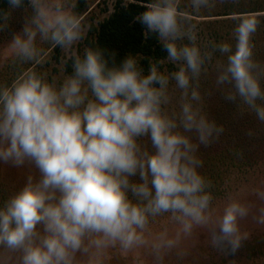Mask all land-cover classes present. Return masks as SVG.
<instances>
[{
    "label": "clouds",
    "instance_id": "clouds-1",
    "mask_svg": "<svg viewBox=\"0 0 264 264\" xmlns=\"http://www.w3.org/2000/svg\"><path fill=\"white\" fill-rule=\"evenodd\" d=\"M23 2L8 0L11 8ZM28 2L33 14L10 42L16 60L39 63L38 37L61 49L82 39L81 22L64 0ZM191 3L198 10L208 0ZM136 19L157 35L178 70L161 71L165 61H157L145 74L132 55L117 64L115 53L88 46L71 58V73L62 80L32 70L0 86V163L32 169L0 204L5 260L76 264L79 255L91 264L110 247L127 251L145 243L150 221L166 213L186 235L211 224L213 247L235 253L248 239L241 230L247 205L231 201L213 219L210 182L198 171L203 162L197 153L223 126L197 107L201 91L194 82L219 52L227 57L216 69L217 86H230L225 99H239L264 121V66L253 59L250 44L255 21L237 27L233 51L227 42L202 49L178 0H152ZM173 84L180 103L170 114ZM257 222H264V210ZM175 243L161 237L154 248L159 254Z\"/></svg>",
    "mask_w": 264,
    "mask_h": 264
},
{
    "label": "rangeland",
    "instance_id": "rangeland-1",
    "mask_svg": "<svg viewBox=\"0 0 264 264\" xmlns=\"http://www.w3.org/2000/svg\"><path fill=\"white\" fill-rule=\"evenodd\" d=\"M65 6L75 14L82 28V39L70 49H61L37 38L41 50L39 63L23 64L15 59L10 42L14 34H21L33 12L28 0L19 8H9L7 18L0 14V86H10L24 71H37L49 79L62 80L65 62L80 55L85 50L84 40L92 25L98 26L114 10L116 0H64ZM251 0H208L207 6L198 10L191 0H178V10L186 23L194 24L197 44L202 48L212 43L227 42L235 50L236 29L242 23V15L225 14L250 10ZM187 43V41H183ZM227 57L219 52L200 79L194 82L201 91L197 107L210 120L223 126V133L209 147L200 146L198 157L203 166L198 171L210 182L208 191L212 194L211 211L213 219L219 217L231 201H239L249 207V214L241 220V230L247 232L248 239L232 253L230 250L213 247L210 240L212 225L196 226L191 234H184L181 225L166 213L152 219L144 233L145 243L127 251L118 246L106 249L103 254L92 259L91 264H264V222H257L264 210V130L261 122L251 109L241 104L239 99L231 102L225 99L229 85L217 86V67L226 62ZM161 71L174 72L177 66L163 63ZM171 98L168 112H179L180 90L169 87ZM239 101V102H238ZM240 103V104H239ZM238 105V106H237ZM257 131V138L251 133ZM243 145L236 146V140ZM144 142L148 143L147 138ZM236 148V149H235ZM32 169H16L0 163V204L23 186ZM175 240L171 248H162L159 254L154 245L160 238ZM0 264H16L0 256ZM76 264H89L86 256H77Z\"/></svg>",
    "mask_w": 264,
    "mask_h": 264
},
{
    "label": "trees",
    "instance_id": "trees-1",
    "mask_svg": "<svg viewBox=\"0 0 264 264\" xmlns=\"http://www.w3.org/2000/svg\"><path fill=\"white\" fill-rule=\"evenodd\" d=\"M151 2L152 0H116L113 12L98 26H91L84 40L85 48L99 47L115 53L117 64L126 56L132 55L137 58L140 67L147 74L151 63L167 59V53L163 50L157 35L148 32L136 19ZM9 8L8 0H0V14L7 13ZM229 15H242L236 17L242 22L255 21V31L251 34L250 44L253 59L264 66V0H251L250 10L225 14V16ZM83 53L84 51L80 55L82 56ZM70 60L71 58L67 60L68 64L65 63L67 74L71 73ZM159 67L163 68V64ZM261 84L264 87V78L261 79ZM253 114L256 116L251 110V118L254 117ZM258 121L261 122L264 130V121L259 119ZM256 134L257 131L251 133L252 139L257 138ZM236 140L238 141V138ZM261 140L264 142V138ZM236 146L243 147L239 141L236 142Z\"/></svg>",
    "mask_w": 264,
    "mask_h": 264
}]
</instances>
